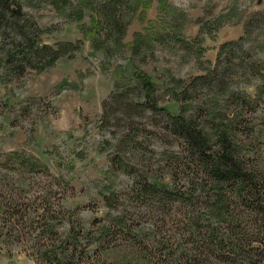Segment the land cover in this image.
<instances>
[{
    "label": "rangeland",
    "instance_id": "obj_1",
    "mask_svg": "<svg viewBox=\"0 0 264 264\" xmlns=\"http://www.w3.org/2000/svg\"><path fill=\"white\" fill-rule=\"evenodd\" d=\"M20 1L56 58L26 65L24 33L0 36V264H178L194 224L256 230L172 116L212 151L230 124L264 185V0Z\"/></svg>",
    "mask_w": 264,
    "mask_h": 264
},
{
    "label": "trees",
    "instance_id": "obj_2",
    "mask_svg": "<svg viewBox=\"0 0 264 264\" xmlns=\"http://www.w3.org/2000/svg\"><path fill=\"white\" fill-rule=\"evenodd\" d=\"M26 21L23 4L20 0H0V31L1 29L5 30L0 36H9L8 31H13L17 35L24 33L21 38L22 43L26 45V56H24L23 62L27 65V62L30 64L32 58H43L48 55L55 59L56 54L53 49L48 46L39 48L31 43L27 31L24 32ZM236 44H225L220 50V57L224 52L227 53V49ZM16 68L24 70L22 65L16 66ZM211 81L212 77L210 76L196 78L192 82V87L196 90ZM185 94L187 95L188 91ZM172 117L177 119L174 121V132L183 139L191 155V163L196 166L197 175L201 179L212 178V184L216 189L228 188V191L237 196L240 204L255 218L253 224H257L256 230H251L247 225L240 226L231 224V222L225 229L206 223L201 224L200 227L198 224H194L191 227V232H187L184 236L188 237V242L184 251L180 252L176 260L177 263L236 264L238 260L242 264H264V185L254 178L240 158V148L232 140V137L235 136L233 127L230 124L220 126L217 130L218 150L212 151L211 141L205 134L198 131L193 122L182 120L183 118L179 114ZM219 193L220 197L214 203L217 206H223L229 202L227 201L228 196L223 195L225 192ZM225 208L227 213L230 209L229 205H226ZM236 231L241 233L235 235ZM226 240H230V243ZM218 250L221 252L217 255L214 254Z\"/></svg>",
    "mask_w": 264,
    "mask_h": 264
}]
</instances>
